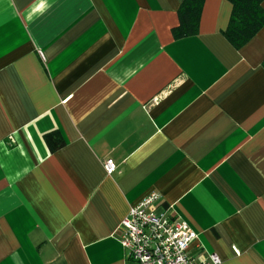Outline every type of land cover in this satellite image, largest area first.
<instances>
[{
    "label": "crops",
    "instance_id": "0c3cea01",
    "mask_svg": "<svg viewBox=\"0 0 264 264\" xmlns=\"http://www.w3.org/2000/svg\"><path fill=\"white\" fill-rule=\"evenodd\" d=\"M181 2L0 0V264H135L118 227L152 192L264 264V27L236 49L206 0L175 38Z\"/></svg>",
    "mask_w": 264,
    "mask_h": 264
},
{
    "label": "built area",
    "instance_id": "2783aa9c",
    "mask_svg": "<svg viewBox=\"0 0 264 264\" xmlns=\"http://www.w3.org/2000/svg\"><path fill=\"white\" fill-rule=\"evenodd\" d=\"M108 173L116 164L105 162ZM119 239L135 264H223L222 258L199 242L198 233L181 216L163 205L161 195L152 192L130 207L121 221ZM198 247L196 253L192 248ZM234 250L239 251L234 247Z\"/></svg>",
    "mask_w": 264,
    "mask_h": 264
},
{
    "label": "trees",
    "instance_id": "16d2710c",
    "mask_svg": "<svg viewBox=\"0 0 264 264\" xmlns=\"http://www.w3.org/2000/svg\"><path fill=\"white\" fill-rule=\"evenodd\" d=\"M205 1L182 0L178 10L179 24L172 30L175 38L198 34ZM229 1L232 4V11L228 26L223 30V34L232 46L240 49L264 27V0ZM45 140L52 152L65 145L60 131L46 133Z\"/></svg>",
    "mask_w": 264,
    "mask_h": 264
}]
</instances>
